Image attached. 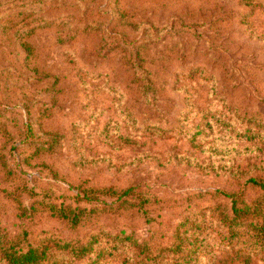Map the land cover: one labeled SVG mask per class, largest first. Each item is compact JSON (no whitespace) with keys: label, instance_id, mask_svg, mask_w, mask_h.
Masks as SVG:
<instances>
[{"label":"rangeland","instance_id":"obj_1","mask_svg":"<svg viewBox=\"0 0 264 264\" xmlns=\"http://www.w3.org/2000/svg\"><path fill=\"white\" fill-rule=\"evenodd\" d=\"M254 178L264 0H0V260L48 244L50 264H264L225 242L222 193L264 208ZM77 208L79 226L59 217ZM94 237L90 257L64 248Z\"/></svg>","mask_w":264,"mask_h":264},{"label":"trees","instance_id":"obj_2","mask_svg":"<svg viewBox=\"0 0 264 264\" xmlns=\"http://www.w3.org/2000/svg\"><path fill=\"white\" fill-rule=\"evenodd\" d=\"M29 51L30 48L27 47ZM250 184L255 188L264 189L263 181H259L258 179H251ZM133 189H128L126 191H117L115 189H108L105 191V194L108 196H115L118 201L126 200ZM222 196L227 198L231 203V215L229 217V234L226 236L225 242L230 246L229 251L234 250V243L242 244L240 247V251L242 253L244 250H247L250 243L259 244L261 249H264V208H260L259 204H250L248 202L241 203L239 197L235 194L230 193H222ZM87 202H91L89 197H86ZM82 209L77 208L71 213L61 212L59 217L65 221H69L73 226H79L83 220L85 219V215ZM94 237L91 241L87 243H82L78 245H65V249H71L70 253L73 254L78 259H84L90 257L95 254L97 250L95 249L96 240ZM118 246H129L131 248L139 247L138 243L134 241L130 236L117 235L114 239ZM258 246V245H257ZM176 249L184 252L182 248V244L178 245ZM2 257L1 264H50L51 251L52 247L48 244H44L39 247H34L32 245L27 246L26 248L19 249H5L1 248ZM96 260L92 262V264H98V260L104 259L106 257V251L100 250L97 251ZM144 255L150 259L149 253L145 250V247L142 249ZM140 261H131L125 259L123 264H150L147 263L144 259L141 258V255L136 257ZM193 259H188L185 256L181 258V261H175L174 264H192ZM223 264H228V262H224Z\"/></svg>","mask_w":264,"mask_h":264}]
</instances>
